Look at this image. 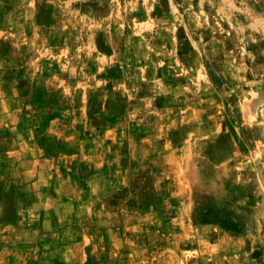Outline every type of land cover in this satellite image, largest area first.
I'll return each instance as SVG.
<instances>
[{"label": "rangeland", "instance_id": "1", "mask_svg": "<svg viewBox=\"0 0 264 264\" xmlns=\"http://www.w3.org/2000/svg\"><path fill=\"white\" fill-rule=\"evenodd\" d=\"M0 264H264V0H0Z\"/></svg>", "mask_w": 264, "mask_h": 264}]
</instances>
